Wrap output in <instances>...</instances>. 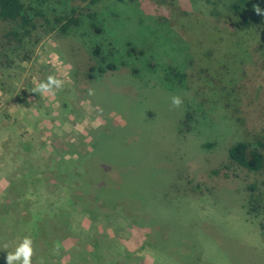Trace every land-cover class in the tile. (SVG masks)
I'll return each instance as SVG.
<instances>
[{"label":"rangeland","instance_id":"374dc122","mask_svg":"<svg viewBox=\"0 0 264 264\" xmlns=\"http://www.w3.org/2000/svg\"><path fill=\"white\" fill-rule=\"evenodd\" d=\"M27 1L37 29L24 47L3 56L0 66V197L8 180L22 171H39L46 180L54 179L52 159L70 161L72 171L87 170L89 183L97 187L108 178L103 169L116 168L94 157V165L103 168L92 164L90 169L88 156H115L126 182L117 189L129 193L121 198L124 210H137L135 215L158 224L134 226L118 218L113 227L103 220L97 232L78 212L80 234L64 229L61 256L53 259L65 264L71 251L90 249L89 243L79 241L82 227L122 236L120 243L139 252L133 259L139 264H264V171L227 160L230 145L240 140L253 144L264 134L263 56L259 44L250 41L251 56L234 84L239 92L227 106L218 98L228 94L230 76L221 72L217 77L224 76L223 81L214 88L212 77L202 72L209 67L199 58L205 47L217 45L220 57L235 49L203 37L204 26L221 21L227 0ZM251 2V10L255 4L264 8V0ZM72 7L80 24L61 33L54 16L70 13ZM92 21L100 33L90 27ZM96 45L104 54L114 49L107 60L116 70L96 72L90 79L88 65L96 63ZM130 45L143 54L128 55ZM50 75L64 81L63 87L35 93L36 85ZM176 95L183 100L180 107L171 103ZM71 144H80L82 150H75L81 153ZM58 190L51 186L41 192L59 196ZM151 197L164 216L156 206L158 217L147 210ZM51 224L50 228H60L59 223ZM117 226L123 233L115 231ZM157 228L162 251L152 244ZM167 237L177 246L172 255L166 253ZM11 239L17 246L23 236L16 230ZM9 243H0L3 263L13 248ZM36 246L43 249L40 243ZM83 259L79 264H91Z\"/></svg>","mask_w":264,"mask_h":264},{"label":"trees","instance_id":"16d2710c","mask_svg":"<svg viewBox=\"0 0 264 264\" xmlns=\"http://www.w3.org/2000/svg\"><path fill=\"white\" fill-rule=\"evenodd\" d=\"M225 5L227 9L220 15L221 21H214L211 23L212 25L207 24L204 26V30L207 29L208 33L205 31L203 37L207 38L211 36L213 42L217 44L222 42L235 49L230 53L224 52V55L220 57L217 53V45L214 48L205 47L199 58L202 59L201 63L209 67L204 68L202 72H206L212 77L211 82L214 83V88L220 86H216L217 82L223 81L224 76H221L222 79L217 77L221 72H224V75L228 74L230 76L227 81L229 82L228 94H223L224 97L218 98L220 102L221 100H225L227 106L235 100L239 92L237 91L239 89L235 88L234 84L238 82V72L248 63L247 61H249V57L251 56L248 48L250 41H255L259 44L264 63V16L256 15L250 9L252 5L251 0H227ZM31 7L27 0H0V66L3 63V56H7L10 52H13L15 48L24 47L32 37L33 31L37 29L34 21L35 14H33ZM76 11L77 9L72 7L70 8V13L54 16V22L61 33L66 34L71 27L80 24L79 18L75 17ZM88 16L92 19L94 14L89 13ZM219 26L223 27L220 28ZM90 27L94 32L100 33L102 31L93 21ZM113 51V48H109L107 54H104L100 45H96L92 49V55L95 56L96 63L88 65V76L90 79H93L96 72L105 74L107 71L116 70V65L113 61L107 60L113 54ZM126 52L128 55L135 54V56L143 54L142 49H136L132 45H130ZM237 62L241 63V65H236ZM263 63L261 64L262 67H264ZM210 70L213 71V74ZM181 76L185 77L186 74L181 73ZM221 92L223 93V91ZM210 98H213V96ZM210 98L206 97L208 102L210 101L208 105L213 106L214 103H212ZM214 101L218 103L216 100ZM98 143L101 142L98 141ZM71 145L72 147L74 146L73 144ZM73 148L74 152L81 153L76 151L82 150L80 144L75 145ZM88 157H90L92 162L89 163L90 166L94 165L92 160L95 157L116 168H108V171L104 168V172H108L109 174L108 178H105L104 182L96 184L97 187H95V184L89 183L90 180L86 177L85 173L87 170L72 171L70 161H66L65 163L63 160L55 161V159L51 160L52 162L54 161L56 167H54V179L46 180L45 176L42 177V174H40L41 172L34 171L32 173V170L22 171L10 178L0 197V243L10 242L8 245H11L13 248H9V251H14L16 245L13 241L15 240L11 238L17 230V235H20V237L29 236L33 239L34 255L32 257V264H41V261L43 264H60V260L56 262L53 257L61 256L63 246L61 245L62 247L60 248V241L62 239L61 235H65L64 229H72L80 234L77 228L79 225L77 221L78 212L80 213L79 216L88 217L92 224H95L97 232V224H101L100 222L104 220V224L109 225L108 227H113L116 223L117 225L119 224L117 222L118 218L119 220H126L124 224L131 223L134 226L151 225L152 227H157L158 224L153 219L150 220L143 218V216L135 215L137 210H126L129 214L124 210L125 204L121 198H124L129 193L124 194L117 189L118 186L122 187L120 186L121 183L126 184V182H122L123 176L120 173L122 170L118 166L116 157ZM227 160L250 171H264V134L261 137L259 136L253 144L247 140H240L230 145L227 149ZM60 164L62 166H59ZM94 166L96 169L103 168L98 163H95ZM92 167L89 168L91 169ZM214 172L216 173V171ZM128 176L135 178L137 175L131 174ZM60 179H67L68 183L59 182ZM51 186H57L59 190L56 194L60 193L61 195L55 196L47 192H41L46 187L49 188ZM248 187L251 191L254 190V185ZM37 192L34 204L32 201ZM40 193H43V200H40ZM182 195L185 194L182 193ZM249 198L250 202L254 203V195L251 194ZM156 200H153L152 197L150 198V207L147 210H150L154 216L158 217L161 214L153 206H156L162 215L163 210L157 206ZM33 204L34 206L32 207ZM46 207L48 209L43 213L41 209H45ZM252 209L256 210V206H253ZM43 214L45 215L44 217ZM161 222L163 223L162 220ZM56 223L60 224L59 229L56 230V227L50 228V224L54 225ZM118 227H116L115 231L123 233V230H119ZM158 228L154 231L152 244L155 249L162 251L160 245L163 237L160 235ZM79 230L84 234L83 236L79 235V241L89 243L90 249L71 251L65 259L66 263L79 264L83 262V256L87 257L91 264H126L128 258L130 264L140 263L133 261L134 255H139V252H132L119 242L122 236L120 238L112 237L107 231L96 233L92 229L89 232V230H85L82 227H79ZM172 241L170 238H166V249L168 250L166 253L170 255L174 254L176 252L175 248H177L176 243ZM38 243H40L43 249L36 246ZM57 244H59L58 247ZM54 249H57V251H54ZM4 256L6 257V255ZM184 263L187 262L184 261ZM0 264L5 263L1 260Z\"/></svg>","mask_w":264,"mask_h":264},{"label":"clouds","instance_id":"9594fccd","mask_svg":"<svg viewBox=\"0 0 264 264\" xmlns=\"http://www.w3.org/2000/svg\"><path fill=\"white\" fill-rule=\"evenodd\" d=\"M253 10L256 15L264 16V8H261L258 4L253 5ZM63 84L64 81L50 75L47 77L46 81H41L38 83L33 91L43 95L52 92L54 89H61ZM171 103L174 107H180V105L183 103V100L180 96L176 95L171 97ZM5 248H7V245ZM54 251H57V249H54ZM33 255V239L29 236H25L17 244L14 251H7L5 264H32ZM41 264H43L42 261Z\"/></svg>","mask_w":264,"mask_h":264}]
</instances>
